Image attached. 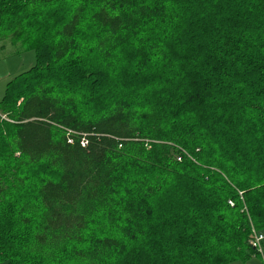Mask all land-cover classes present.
<instances>
[{
  "label": "trees",
  "instance_id": "16d2710c",
  "mask_svg": "<svg viewBox=\"0 0 264 264\" xmlns=\"http://www.w3.org/2000/svg\"><path fill=\"white\" fill-rule=\"evenodd\" d=\"M6 43L0 264H264V0H0Z\"/></svg>",
  "mask_w": 264,
  "mask_h": 264
},
{
  "label": "rangeland",
  "instance_id": "374dc122",
  "mask_svg": "<svg viewBox=\"0 0 264 264\" xmlns=\"http://www.w3.org/2000/svg\"><path fill=\"white\" fill-rule=\"evenodd\" d=\"M5 45L4 49H0V98L3 96L2 94H4L8 82L17 75L27 72L35 65L33 52L24 53L19 46H14L11 43ZM262 251L263 248L259 253L261 254ZM255 264H262V262L258 260Z\"/></svg>",
  "mask_w": 264,
  "mask_h": 264
},
{
  "label": "built area",
  "instance_id": "2783aa9c",
  "mask_svg": "<svg viewBox=\"0 0 264 264\" xmlns=\"http://www.w3.org/2000/svg\"><path fill=\"white\" fill-rule=\"evenodd\" d=\"M0 120H8L5 115L0 113ZM231 204V203H230ZM264 242V235L262 233L253 232V246L259 251L262 249V243Z\"/></svg>",
  "mask_w": 264,
  "mask_h": 264
},
{
  "label": "crops",
  "instance_id": "0c3cea01",
  "mask_svg": "<svg viewBox=\"0 0 264 264\" xmlns=\"http://www.w3.org/2000/svg\"><path fill=\"white\" fill-rule=\"evenodd\" d=\"M3 96H4V94H2ZM3 96H1V98L0 99H2L3 98Z\"/></svg>",
  "mask_w": 264,
  "mask_h": 264
}]
</instances>
